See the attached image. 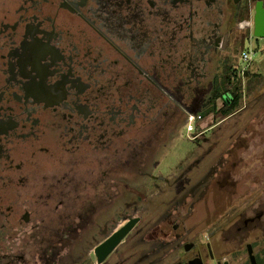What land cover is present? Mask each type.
Listing matches in <instances>:
<instances>
[{"label":"flooded vegetation","instance_id":"flooded-vegetation-1","mask_svg":"<svg viewBox=\"0 0 264 264\" xmlns=\"http://www.w3.org/2000/svg\"><path fill=\"white\" fill-rule=\"evenodd\" d=\"M258 7L264 14V0H0V264H107L121 249L134 252L126 264H165L176 248L186 259L173 264H223L228 250L214 253L189 222L219 172L197 176L220 147L208 134L243 110L227 114L246 80L263 85L239 58ZM184 127L203 154L162 162ZM251 215L243 228L264 209ZM132 220L99 262L96 248Z\"/></svg>","mask_w":264,"mask_h":264},{"label":"rangeland","instance_id":"rangeland-1","mask_svg":"<svg viewBox=\"0 0 264 264\" xmlns=\"http://www.w3.org/2000/svg\"><path fill=\"white\" fill-rule=\"evenodd\" d=\"M262 48H264L263 43L257 41L253 34H245L241 51H250L252 59L248 63L243 62L240 51L241 67L245 68L250 65L249 69L261 76L263 85L257 90L252 88L251 82L245 81L248 87L240 106L243 110L230 115L220 127L208 134L209 138L217 142L220 147L214 148L212 154L201 163L198 160L197 166V176L210 169L219 172L211 180L208 191L198 193L193 219L189 223L194 226L196 234L202 236V240L211 239L214 253L228 250L230 255L226 257V261L229 264H247L246 245L248 243L252 244L260 264H262L261 261H264L262 252L264 250V219L261 222L249 223L243 228L244 221L252 217L251 214L256 215L264 209V190L262 188L264 186V54ZM220 119L221 117L218 118V120ZM191 135L192 133L186 127L180 130V134L174 137L172 144L166 149L162 162L178 165V163L187 160L189 156H196L199 159L205 145L189 140ZM222 146L228 147L223 167H221L223 162L219 160ZM164 167L163 165L162 169ZM253 179L257 184L260 182V185L256 186L254 190L256 193L254 192L255 194L251 196L250 192H247ZM197 181L200 183L203 180L198 177ZM257 202H259L260 209L255 212L253 211L255 209L252 208L257 206ZM124 213V207L118 202L114 215L119 217ZM238 228L241 230L238 231ZM96 236V234L87 236L81 243L83 246L81 248L85 250L92 245ZM168 250H165V253ZM125 251V249H121L120 254L112 255L107 264L128 263L130 254L134 252L128 251L122 254ZM172 253L176 256L174 258L170 256L167 259L165 257V264L175 263L177 257L179 261L186 259L183 248L180 250L176 248ZM69 261L70 264H73L72 259ZM130 263H135V259L132 258ZM211 264H216V262Z\"/></svg>","mask_w":264,"mask_h":264},{"label":"water","instance_id":"water-1","mask_svg":"<svg viewBox=\"0 0 264 264\" xmlns=\"http://www.w3.org/2000/svg\"><path fill=\"white\" fill-rule=\"evenodd\" d=\"M264 14L260 7L257 8L255 15V30L254 37L256 38H264ZM137 220L130 221L126 226L121 228L117 233L112 235L108 240H106L103 244L96 248V254L98 256V261L102 262L123 240V238L132 230ZM192 245H186L185 250H190ZM246 250L248 254V260L250 264H258L256 255L254 254V249L252 244L248 243L246 245ZM199 264L198 261H195ZM193 262V264H195ZM222 264V263H218ZM223 264H229L228 261H225Z\"/></svg>","mask_w":264,"mask_h":264},{"label":"trees","instance_id":"trees-1","mask_svg":"<svg viewBox=\"0 0 264 264\" xmlns=\"http://www.w3.org/2000/svg\"><path fill=\"white\" fill-rule=\"evenodd\" d=\"M233 98H234V103L232 104L231 107H229V109L227 111L228 115H230L234 110H236L240 107V103L243 100V94L242 93H239V94L235 93V94H233ZM214 110L215 109L212 108V109H209L207 112L204 111V112H199V113H200V115H207L210 112H214ZM262 252L264 254V250ZM257 261H258V264H260L258 259H257ZM261 262H262V264H264V261H261ZM247 264H250L249 261L247 262Z\"/></svg>","mask_w":264,"mask_h":264},{"label":"built area","instance_id":"built-area-1","mask_svg":"<svg viewBox=\"0 0 264 264\" xmlns=\"http://www.w3.org/2000/svg\"><path fill=\"white\" fill-rule=\"evenodd\" d=\"M241 59L243 60V62H246V63H248L249 61H251V59H252V53L250 52V51H246V50H243V51H241ZM200 117H195V116H191L190 118H189V123H191V122H193L194 120H197V119H199ZM188 129H190V126H189V128Z\"/></svg>","mask_w":264,"mask_h":264}]
</instances>
